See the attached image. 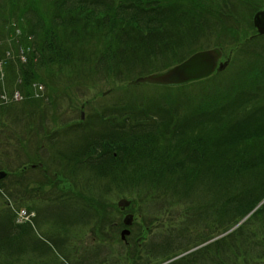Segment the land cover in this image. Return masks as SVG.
<instances>
[{"label":"trees","instance_id":"trees-1","mask_svg":"<svg viewBox=\"0 0 264 264\" xmlns=\"http://www.w3.org/2000/svg\"><path fill=\"white\" fill-rule=\"evenodd\" d=\"M263 3L0 0L7 89L25 95L2 103L0 83V168L10 169V194L23 200L19 208L35 210L33 220L47 222L52 233L50 242L37 239L31 222H17L13 210L0 212V264H58L45 260L56 251L73 264H127L122 251L109 247L103 255L85 240L90 233L109 235L123 213L112 196H130L139 205L164 202L142 217L166 218L169 237L197 230L193 242L226 232L253 210L264 199V41L243 40L234 29ZM221 32L237 49L229 73L155 94L120 85L116 101L99 107L84 129L63 122L78 107L76 91L166 69ZM35 82L45 86L43 97H34ZM107 123L112 128L102 131ZM68 180L77 191L65 195L59 188ZM87 216H95L94 227ZM204 227L209 233L203 235ZM177 238L174 247L166 239L162 260L191 243ZM212 247V264H259L264 203L209 246L167 264H190Z\"/></svg>","mask_w":264,"mask_h":264},{"label":"rangeland","instance_id":"rangeland-1","mask_svg":"<svg viewBox=\"0 0 264 264\" xmlns=\"http://www.w3.org/2000/svg\"><path fill=\"white\" fill-rule=\"evenodd\" d=\"M263 5V4H262ZM262 7V6H261ZM260 7V8H261ZM253 13L247 17L243 22L239 23V27L234 31L237 34H239V36L241 38H243V40L249 39L252 37V35L254 34V30L252 28L253 24V19H252ZM254 27V26H253ZM212 37V39H211ZM218 41V42H217ZM231 37L227 34H224L221 32L220 37H217V33H214L212 35H209L203 39H201V41L196 45V47H193L194 49L197 48L198 50L200 49V47H210V46H215V45H223L226 48L227 54L228 53H232L234 58V61L236 59L235 54L236 51L235 50V46L231 45ZM206 47V48H207ZM192 53V52H191ZM226 54V55H227ZM225 55V57H226ZM233 61V62H234ZM126 82V81H125ZM125 82H121L120 80L117 79H107V81H103L101 83H97L99 88L95 87L91 90H82L84 92H89L88 96L91 97V95L93 96L95 93L97 92H102L105 90H108L110 88H112V92H110V94L107 96H105L104 98H97L96 101H94L92 103V109L93 107H100L101 105H105L106 103H113L116 101V97L121 93V91H118V88H115V86H118L119 84H125ZM162 91V88L160 86H156V85H150V84H142L138 87L137 92H152V93H156ZM79 95L81 94L78 91ZM6 98H7V94H5ZM5 98V97H4ZM5 98V99H6ZM10 98H13V95L10 93ZM119 101V99L117 100ZM80 104V102H79ZM88 113V109L85 111V114ZM80 116V110H77V112H75L74 114H71L70 116H67L68 118L73 117V118H79ZM6 116H2V121L5 122ZM0 130H2V128L0 127ZM1 156V154H0ZM7 168V167H6ZM3 168L6 171H10L9 168ZM1 169V168H0ZM14 180V179H13ZM6 186V187H5ZM14 184L12 183L10 178H7V176H5V179H3L0 182V210L5 208V210H3V212H8L10 210H13L15 212V214H17V216L19 217V221L22 220L21 216L19 215L21 211V209L18 208V203L17 201L14 199V195H11L10 193H14L13 190ZM64 188H69V186H67V184H63ZM10 188V189H8ZM120 197H123V195H121ZM117 196H112L110 197V200L116 201L120 198ZM126 197V196H124ZM164 204V202H154L153 206L151 204H133L131 207H129V209L126 210V212H133L135 215V220L136 221H140V218H142V213L146 212V213H150L151 215L154 214L155 211H157L162 205ZM157 207V209H155V207ZM160 216V215H159ZM122 218H124V216H121ZM34 227V236L37 239H42L45 240L47 242H50V238L48 235V223L45 221H40L39 219H37L34 223V221L31 219ZM164 231H169L168 227H164L163 228ZM173 238V237H172ZM86 242H90V239L88 238V236L85 237ZM98 247H108V242H99L98 243ZM43 259V258H42ZM42 259L40 260H36V262H42ZM57 260L58 264H73L72 262H68L64 257L63 254H61L59 251H56V253H51V255L49 256V258L45 257V260L47 262H53L54 260ZM264 264V261L262 262Z\"/></svg>","mask_w":264,"mask_h":264},{"label":"flooded vegetation","instance_id":"flooded-vegetation-1","mask_svg":"<svg viewBox=\"0 0 264 264\" xmlns=\"http://www.w3.org/2000/svg\"><path fill=\"white\" fill-rule=\"evenodd\" d=\"M162 220L159 218H149L142 217L140 221L134 222L131 225L132 232L129 234L130 239L124 242H113L117 235L121 236V232H114L109 235H101L104 241L111 242L110 247L113 248V254H118L122 251L127 256V264H150L152 261L158 263L162 261L163 256L166 255L167 249V240L169 237L168 231H164V223H161ZM114 224V223H110ZM116 230L119 229V223L117 224ZM209 233L206 228H203V231L200 234ZM199 234V236H200ZM176 236V235H175ZM173 237V236H172ZM183 240L184 243L187 241L191 242L190 244L185 245L188 249L182 252L181 257L184 258L190 252H197L202 248L210 245L209 240H204L200 238L198 241L193 242L198 238V234L195 232L187 233L184 235L182 233L180 236H177ZM93 238V235L91 236ZM95 238V237H94ZM203 241V242H201ZM201 242V243H200ZM176 244H180L179 241L173 243V247ZM108 245V244H107ZM184 247V246H183ZM111 252L110 248L102 249V254H108ZM196 260L191 261L190 264H212L214 260V247L203 250L200 253H197ZM192 258V257H191ZM112 264H119L118 260H115Z\"/></svg>","mask_w":264,"mask_h":264},{"label":"water","instance_id":"water-1","mask_svg":"<svg viewBox=\"0 0 264 264\" xmlns=\"http://www.w3.org/2000/svg\"><path fill=\"white\" fill-rule=\"evenodd\" d=\"M255 25L258 27L259 32L264 34V9L255 14ZM222 56V51L219 48H212L196 52L182 63L159 73H153L147 76H141L135 79L132 83L138 84L141 82H149L161 85H175L188 81L200 79L212 74L217 66L218 60ZM227 62L221 63L219 70L223 69ZM4 175V172H2ZM122 207L128 206L130 200L122 199L119 201ZM131 214L127 215L126 223H130ZM129 233L125 230L123 234Z\"/></svg>","mask_w":264,"mask_h":264}]
</instances>
